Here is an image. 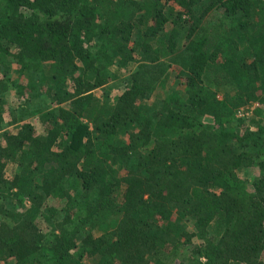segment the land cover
<instances>
[{
  "label": "trees",
  "instance_id": "trees-1",
  "mask_svg": "<svg viewBox=\"0 0 264 264\" xmlns=\"http://www.w3.org/2000/svg\"><path fill=\"white\" fill-rule=\"evenodd\" d=\"M180 256L264 264V0H0V264Z\"/></svg>",
  "mask_w": 264,
  "mask_h": 264
},
{
  "label": "rangeland",
  "instance_id": "rangeland-1",
  "mask_svg": "<svg viewBox=\"0 0 264 264\" xmlns=\"http://www.w3.org/2000/svg\"><path fill=\"white\" fill-rule=\"evenodd\" d=\"M174 75L176 76L179 72V68L178 67H173V69L171 70ZM26 79L23 80L22 83L26 84ZM21 83V84H22ZM183 83H185V80H175V77H173L172 81L170 82V85L168 86V88L163 91V92H158L154 95V97H151L148 101L145 102L146 105H148L149 107L155 108L158 107L159 104L161 103L160 99H159V94H164L165 97L168 95H178V92L182 89ZM181 84V85H179ZM124 85V84H123ZM122 83L119 81H115V82H111L108 85H106L105 87L98 89L95 91V96H97L100 99H108L110 100L111 103H115V101L117 100V97H119L122 94ZM13 93H11L10 97L7 98L6 100V104H5V109L7 110L9 107H15L18 104L22 103V99L15 97V91H12ZM223 92L220 93L219 98L222 99L223 98ZM180 94V93H179ZM39 103L40 105H45L46 103V99L44 97H41V99L38 100H34L32 104V106L29 108V111H27L26 114V118H24L23 122L27 121L32 123L36 130L39 132L41 137H45L46 132H45V124L42 122L41 120V115L36 113L34 106L36 105V103ZM253 109H250V111ZM246 112H249V110H245ZM5 121L3 124L4 130L5 132H9V131H14L15 127L11 124L12 122V118L11 115H9V111L7 110V112L5 113ZM13 172H14V167L12 165H10L7 169V177L11 178L13 176ZM252 178L255 177V175L259 174L258 169L253 170L252 172ZM182 256H180L179 258H175L171 264H178L180 259ZM89 263V262H88Z\"/></svg>",
  "mask_w": 264,
  "mask_h": 264
},
{
  "label": "built area",
  "instance_id": "built-area-1",
  "mask_svg": "<svg viewBox=\"0 0 264 264\" xmlns=\"http://www.w3.org/2000/svg\"><path fill=\"white\" fill-rule=\"evenodd\" d=\"M245 116V111L244 110H239L238 111V117L242 118Z\"/></svg>",
  "mask_w": 264,
  "mask_h": 264
}]
</instances>
